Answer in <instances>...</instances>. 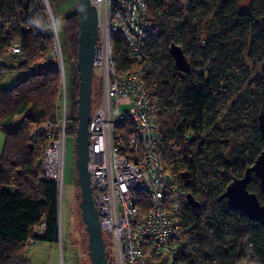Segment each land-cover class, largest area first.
Returning <instances> with one entry per match:
<instances>
[{"label": "trees", "instance_id": "trees-1", "mask_svg": "<svg viewBox=\"0 0 264 264\" xmlns=\"http://www.w3.org/2000/svg\"><path fill=\"white\" fill-rule=\"evenodd\" d=\"M147 6L154 22L150 51L165 59L164 76L148 75L145 84L148 97L160 107L166 172L194 196L197 206L186 205L188 237L212 248L215 262L201 263L188 245L182 256L196 264H235L244 256L246 241L264 264V227L225 198L218 200L263 149L257 123L264 111V0H148ZM64 21L76 62L77 10ZM49 25L43 0H0V131L5 137L0 154V264H27L34 241L59 239L56 185L42 177L38 164L49 142L44 127L50 124L55 131L57 125L61 92L60 69L49 56ZM114 42L119 63L126 65L124 39L117 36ZM170 44L181 51L187 71L176 67ZM13 69L25 75L2 87L3 74ZM74 72L66 123L67 134L75 135L79 77L76 68ZM115 132L126 150L136 134L133 121L125 117ZM247 188L264 202L255 176ZM40 222L46 227L38 236ZM103 237L108 263L113 264L109 238Z\"/></svg>", "mask_w": 264, "mask_h": 264}, {"label": "built area", "instance_id": "built-area-1", "mask_svg": "<svg viewBox=\"0 0 264 264\" xmlns=\"http://www.w3.org/2000/svg\"><path fill=\"white\" fill-rule=\"evenodd\" d=\"M90 1L98 16L93 65L94 72L98 70L100 92L98 100L92 101L88 121L87 167L92 198L102 234L105 232L109 238L113 264H196L182 256L188 246L201 263L215 262L212 248L188 237L187 192L166 172L159 130L160 107L148 97L145 84L158 60L150 51L154 22L149 16L148 0ZM43 6L50 22L47 32L53 34L49 56L60 69L61 92L57 125L55 131L50 124L44 127L49 142L38 164L42 177L54 181L60 206L69 116L66 66L49 0H43ZM117 36L126 43L123 66L115 53ZM11 49L18 51L16 46ZM125 105L127 110H121L120 106ZM125 117L133 121L136 131L126 150L121 148L123 144L115 132ZM207 215L203 213L202 220ZM37 226L35 233L40 236L46 225L40 222ZM243 250L244 256L235 264H263L249 242L245 241Z\"/></svg>", "mask_w": 264, "mask_h": 264}, {"label": "water", "instance_id": "water-1", "mask_svg": "<svg viewBox=\"0 0 264 264\" xmlns=\"http://www.w3.org/2000/svg\"><path fill=\"white\" fill-rule=\"evenodd\" d=\"M77 13L79 29L77 35V72L79 77L77 94V127L75 129V149L77 156V185L79 188V213L84 224L87 237L88 257L91 264H109L106 256V245L102 234L99 214L92 198L90 178L87 167L88 160V124L92 107V80L94 71V48L97 37V9L90 0H78ZM178 70L187 71L186 61L175 44L169 47ZM260 137L263 139V149L256 156L254 162L248 166L240 178L232 179L225 190L220 193L219 199L225 198L230 206L246 214L251 220L259 222L264 227V202H260L257 193L248 190L247 185L255 176L258 179L261 193L264 194V111L261 110L257 123ZM186 196L189 204L197 206L191 193Z\"/></svg>", "mask_w": 264, "mask_h": 264}, {"label": "rangeland", "instance_id": "rangeland-1", "mask_svg": "<svg viewBox=\"0 0 264 264\" xmlns=\"http://www.w3.org/2000/svg\"><path fill=\"white\" fill-rule=\"evenodd\" d=\"M185 1V0H183ZM78 0H49L50 8L53 12L55 22L58 28L61 44L63 45L64 55V66L65 78H66V89H67V111L68 115L72 112L73 105V74L76 66L74 62V56L71 55L70 45L68 44L69 38L65 31L64 18L66 15L76 11ZM157 54V64L154 66L149 77H155L156 79L164 76L163 69L165 65V59L159 57ZM93 73L92 80V98L93 96L99 95L100 88L98 87L99 82L97 81L98 73ZM78 73V72H77ZM25 75V72L19 69H13L10 72H5L1 79V86L4 88L10 87L11 84L17 82ZM92 75V76H93ZM97 76V77H96ZM128 106H120V109L125 111ZM60 109V107H59ZM61 111V110H60ZM3 132L0 131V154L2 152V145L4 142ZM65 151H64V172L62 176L61 185V199H60V230L59 239L57 242L52 244L45 241H34L28 248L27 259L30 264H91L88 257L87 244V233L84 230V224L80 221V213L78 208L79 203V188L77 185V167L75 149V135L68 134L65 140ZM105 234V237L108 235ZM31 246V247H30Z\"/></svg>", "mask_w": 264, "mask_h": 264}, {"label": "crops", "instance_id": "crops-1", "mask_svg": "<svg viewBox=\"0 0 264 264\" xmlns=\"http://www.w3.org/2000/svg\"><path fill=\"white\" fill-rule=\"evenodd\" d=\"M58 213H59V211H58ZM59 223H60V213H59V215H58V225H59ZM59 230H60V225H59ZM59 230H58V235H59ZM46 242V241H45ZM49 243V242H48ZM53 243V242H52ZM52 243H50V244H52ZM31 247V246H30ZM28 250H30V248H28ZM28 260V259H27ZM27 264H30V261L28 260V263Z\"/></svg>", "mask_w": 264, "mask_h": 264}, {"label": "bare ground", "instance_id": "bare-ground-1", "mask_svg": "<svg viewBox=\"0 0 264 264\" xmlns=\"http://www.w3.org/2000/svg\"><path fill=\"white\" fill-rule=\"evenodd\" d=\"M98 17V16H97ZM56 27H57V25H56ZM171 46V44L168 46V47H170ZM61 55L63 56V58H64V55H63V49H62V53H61ZM118 59V58H117ZM147 78V77H146ZM59 209H60V206H58V211H59Z\"/></svg>", "mask_w": 264, "mask_h": 264}, {"label": "clouds", "instance_id": "clouds-1", "mask_svg": "<svg viewBox=\"0 0 264 264\" xmlns=\"http://www.w3.org/2000/svg\"><path fill=\"white\" fill-rule=\"evenodd\" d=\"M93 73H94V71H93Z\"/></svg>", "mask_w": 264, "mask_h": 264}]
</instances>
